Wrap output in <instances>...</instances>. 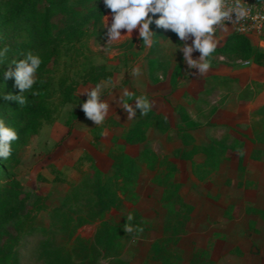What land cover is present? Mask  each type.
I'll list each match as a JSON object with an SVG mask.
<instances>
[{
    "label": "rangeland",
    "instance_id": "obj_1",
    "mask_svg": "<svg viewBox=\"0 0 264 264\" xmlns=\"http://www.w3.org/2000/svg\"><path fill=\"white\" fill-rule=\"evenodd\" d=\"M103 15L110 24L103 0H0V47L8 48L0 92L19 94L2 75L12 60L31 51L42 61L24 105L0 98V119L18 136L0 158V264H160L149 253L166 215L156 181L168 173L193 207L179 260L204 252L207 264H264V82L248 85L264 74L249 62L258 41L211 55L207 72L190 77L182 52L172 55L168 39L182 43L174 33L150 25L151 46L134 29L104 48ZM108 79L110 109L96 126L78 104ZM125 89L151 102L128 122L118 100ZM254 92L263 98L250 103ZM237 96L246 103L235 115L223 107ZM205 158L212 172L200 180L192 163ZM114 191L123 205L108 211L105 192ZM128 211L141 232L123 230ZM103 220L122 228L121 245L107 250L104 229V244L95 240Z\"/></svg>",
    "mask_w": 264,
    "mask_h": 264
},
{
    "label": "clouds",
    "instance_id": "obj_2",
    "mask_svg": "<svg viewBox=\"0 0 264 264\" xmlns=\"http://www.w3.org/2000/svg\"><path fill=\"white\" fill-rule=\"evenodd\" d=\"M109 16L103 15L107 23V41L104 48L122 36L131 35L136 30L137 41H142V46L149 47L153 43L155 31L150 28L154 25L156 29L170 31L176 35L182 43H168L174 45L172 55L177 51L182 52L183 63L186 65V73L190 77H197L207 72L210 67L209 57L217 47V32L228 26H236L249 15L248 3L245 0H103ZM158 14V15H157ZM125 30V34L121 33ZM191 40V43L187 41ZM7 46L0 47V64L5 63ZM198 52V58H193V53ZM22 59L12 60L15 65L13 69L2 73L5 79L12 78L19 94L13 95L9 92H0V98L16 101L19 105L26 103L25 93L33 90L36 83V71L41 65L39 55L27 51L21 54ZM195 69V72L191 70ZM139 74V69H133L130 75ZM111 80H103L90 90L81 94L86 99L78 104L86 119L94 125H100L108 115L110 104L102 98V90L107 88ZM33 94H35L33 92ZM119 107L126 113V120L132 121L139 115L143 116L151 107V102L143 95L132 97L127 90L118 98ZM131 100V102H128ZM116 102V101H115ZM18 139L17 132L13 127L0 119V158L3 160L11 156V142ZM126 219L122 228L127 234L139 233L143 229L131 223L134 219L131 211L121 213Z\"/></svg>",
    "mask_w": 264,
    "mask_h": 264
},
{
    "label": "trees",
    "instance_id": "obj_3",
    "mask_svg": "<svg viewBox=\"0 0 264 264\" xmlns=\"http://www.w3.org/2000/svg\"><path fill=\"white\" fill-rule=\"evenodd\" d=\"M250 42L251 41L248 37L232 33L228 36L225 43L222 46L217 47L211 55H233L242 47L248 49V45ZM250 58H252L251 60L255 65L264 69V48L260 49L259 47H257L254 52L250 53ZM194 150H201L205 152L204 147H195ZM187 156L188 155L184 157V152H182L181 159H188ZM174 165L175 164L173 163H166V166L168 167L175 168ZM211 166L212 165L208 163L207 158L202 161H195L192 163V173L196 177H201L200 180L204 179L206 175H209L212 172L210 169ZM153 170H157L156 165H153ZM156 184L163 190L164 198L162 200V206L166 210V215L163 222L164 225L162 227L161 237L155 239L151 244V251L149 253L150 258H152V260L156 262H159L160 264L209 263L208 260L204 258V252L193 254L190 260H188L187 262L181 259V261L179 260V254L181 253L180 242L182 238L187 234V224L190 219V215L193 211V207L188 205V203L179 193V190H177L178 184L176 181L173 180V175H171V173L161 176L159 179H157ZM116 187L117 186L115 185L113 189H115ZM102 190L109 191V187H105V189ZM105 193L106 197L103 200V204L106 205L108 211L111 208L122 207L123 201H119L115 191L110 195H107V192ZM93 223L94 222H91V224ZM101 229H104V232L108 231V235L110 236L107 242V250L108 248H114L115 244L121 245L119 241L120 237H118L117 235L119 232L122 231L121 227L111 228L110 223L107 220H103L102 222H100L99 230L97 229L98 234L95 238V240L99 242L100 245L104 244L102 243L103 236Z\"/></svg>",
    "mask_w": 264,
    "mask_h": 264
},
{
    "label": "built area",
    "instance_id": "obj_4",
    "mask_svg": "<svg viewBox=\"0 0 264 264\" xmlns=\"http://www.w3.org/2000/svg\"><path fill=\"white\" fill-rule=\"evenodd\" d=\"M250 9L249 15L236 26L225 27L231 33L246 36L249 39L258 40L259 44L264 42V0H245ZM249 62L242 65H248Z\"/></svg>",
    "mask_w": 264,
    "mask_h": 264
},
{
    "label": "crops",
    "instance_id": "obj_5",
    "mask_svg": "<svg viewBox=\"0 0 264 264\" xmlns=\"http://www.w3.org/2000/svg\"><path fill=\"white\" fill-rule=\"evenodd\" d=\"M219 34V39H218V41H217V43L219 44V45H217V47H220V46H222L224 43H225V41L227 40V38H228V36L230 35V34H232L231 32H230V30L229 29H227V28H223V29H221V31H220V33H218ZM220 34H224L225 36L222 38V37H220ZM251 40V39H250ZM256 40V39H255ZM263 40H264V35H263ZM256 41H258V40H256ZM258 45H260V49H263L264 48V42H262V43H260L259 44V42H258ZM216 47V48H217ZM251 64H252V66L254 67V70L256 71V70H263L264 71V69L262 68V67H259V66H257V65H255L254 63H253V61L252 60H250L249 61ZM252 81L253 82H264V74H263V76L262 77H258V76H252L251 77V79H249L248 80V85L250 86V88H251V90H253L254 91V86H253V84H252ZM230 82H228L227 84H226V86L229 84ZM256 86H258V84L257 83H254ZM225 86V87H226ZM223 87V86H222ZM254 98H255V101L257 100V102H258V100H261L263 97H262V94H259V95H257V93H255L254 92V97H253V100L250 102V103H254ZM241 99H239V96H237V98L236 97H229L225 102H227V103H225V105H224V107L223 108H225L226 110H231V111H233V113H236L235 115H237L238 114V112H241V110L240 109H242V107H243V103H246V102H243L242 100L240 101ZM233 113H232V115H233Z\"/></svg>",
    "mask_w": 264,
    "mask_h": 264
}]
</instances>
